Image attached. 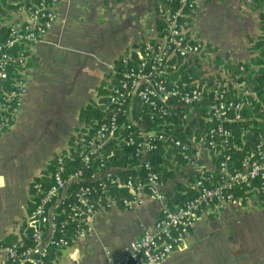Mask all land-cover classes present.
I'll return each mask as SVG.
<instances>
[{
	"label": "built area",
	"instance_id": "2783aa9c",
	"mask_svg": "<svg viewBox=\"0 0 264 264\" xmlns=\"http://www.w3.org/2000/svg\"><path fill=\"white\" fill-rule=\"evenodd\" d=\"M200 1L155 0L162 28L156 27L152 38L119 58L105 84L106 118L86 136H79L80 158L88 172L84 167L67 171L69 153L59 154L49 174L33 181L28 216L31 242L0 244L9 262L49 264L50 248L68 247L74 239L90 234L101 211L114 206L131 210L151 196L160 202L155 229L145 231L124 253L106 252L107 264H156L184 242L213 203L242 204L246 194L264 201V128L248 146L252 125L240 131L236 126L250 119L264 123V94L254 81L264 64L240 62L222 71L215 66L211 46L194 27ZM250 1L264 9V0ZM59 2L0 0V81L9 78L14 66H19L22 76L0 102V133L13 124L21 107L30 49L47 35ZM185 65L193 70L190 80L182 77ZM144 113L157 126L149 124ZM174 125L183 137L175 133ZM115 144L132 149L139 163L129 166L136 169L143 164L144 176L130 174L122 181L117 166H107V148ZM161 149L171 152L170 162L190 168L191 193L181 203L164 191L163 175L152 164L151 154ZM240 149L244 155L238 158L234 152ZM92 167L99 170L89 171ZM117 184L130 194H120Z\"/></svg>",
	"mask_w": 264,
	"mask_h": 264
},
{
	"label": "crops",
	"instance_id": "0c3cea01",
	"mask_svg": "<svg viewBox=\"0 0 264 264\" xmlns=\"http://www.w3.org/2000/svg\"><path fill=\"white\" fill-rule=\"evenodd\" d=\"M263 15L261 4L250 0H201L194 27L211 46L209 58L221 71L240 62L257 66L253 44L263 32ZM157 18L155 0H60L55 22L30 49L21 107L0 133V242L10 234L22 243L28 237L33 181L47 174L57 155L69 153L73 137L84 134L81 108L102 105L119 58L152 38ZM228 20L243 25L234 48L221 35V24ZM171 164L173 173L162 174V188L178 200V192L189 194L192 175L189 167ZM159 211L160 202L151 196L131 210H103L90 234L68 247H51L48 262L107 264L106 251L126 252L145 231L155 229ZM7 262L0 248V264ZM156 264H264V201L246 194L242 204L213 203L184 242Z\"/></svg>",
	"mask_w": 264,
	"mask_h": 264
},
{
	"label": "trees",
	"instance_id": "16d2710c",
	"mask_svg": "<svg viewBox=\"0 0 264 264\" xmlns=\"http://www.w3.org/2000/svg\"><path fill=\"white\" fill-rule=\"evenodd\" d=\"M3 1L7 2L8 0H3ZM162 25H163L162 20L160 18H157L156 27L160 30L162 28ZM262 30H263L262 34L255 41V44H253L254 50H257V52H259V56L257 54V60L259 61V64H264V15L262 18ZM179 71L174 72V76H177ZM192 71L193 70L189 66L185 65L181 71L182 77L184 79L190 80L191 76L194 75V74H190V72H192ZM21 77L22 76H21V73L19 72V66H14L11 69V73H10L9 78L0 81V102H2L5 92L7 90H12L15 87L14 82L17 80V78H21ZM254 81L257 83L256 88H258L260 90L259 91L260 94L261 95L264 94V88L263 89L261 88L264 85V66H260V68L257 72V76L254 78ZM206 98H208V96H206ZM102 99L104 102L106 99V96H104ZM103 102H102V105L88 104V105L81 108V111H80L81 120L86 122L84 129H82V131H81V133H84L83 135L91 132L98 125V123H100L103 119L106 118L107 111L103 106ZM205 103H207V101ZM0 113H3V112L0 111ZM147 115L148 114L144 113L145 120L149 124L157 126V124H158L157 121H151ZM261 117L264 118V112L262 113ZM178 121L179 120H176V123H178ZM198 124L203 125V122L199 121ZM250 124L252 125V129L247 135L248 136V139H247V145L248 146L253 145V142L255 141V139L257 137L258 130L264 128L263 121L256 120V119H250L249 122H238V124L236 126H237L238 131H240L243 126H247ZM172 128H176L175 125ZM175 133L178 136H181V137L184 136L183 135L184 133L180 130V127H177L175 129ZM236 140L238 143H240V141H241L240 135L236 136ZM70 145H71V147L69 150V156L65 157V166L67 167V171H71V170H73L75 168H79V167L83 168L84 163L80 158V151L82 149V140L80 138L75 139L73 137ZM107 151H108L107 166L113 165V166L119 167L116 169V174L121 178L122 181L125 180L130 174H134V175L140 174L142 176L145 175L146 171H145L143 164H140V166L136 169L129 167V165L132 163H137V164L139 163V161L137 160V157L134 156L133 151L129 146L124 145V144H117V145L115 144L114 146L113 145L109 146L107 148ZM64 153H67V151H64ZM165 154L166 153L164 152V150L161 149V150L156 151L153 154H151L150 157H151L152 164L156 170H158L161 174L165 173V174L170 175L173 173V171L171 170L172 164L169 161L171 152H168L166 154V156H164ZM234 155L239 158L242 155H244V152L241 149L236 150L234 152ZM177 157H179L177 159H179V161H181V159H182L181 156H177ZM53 168H54V162L49 164L46 173L49 174V172ZM84 170L86 172H88V169H85V167H84ZM97 170H99V168L92 167L91 170H89V171H97ZM115 187H116V190L120 194H130L129 190L125 186H123L122 184H117ZM190 191H189V194L188 193L183 194L181 191L178 192L176 195L178 198L177 201L180 203L183 202L187 197L190 196V193H191ZM29 235L23 241V245L31 242V238L29 237ZM14 242H20V240H18L17 237L14 236L13 234H10V235H8L6 241L0 242V243L1 244H12ZM5 264H17V263L7 262ZM18 264H20V263H18ZM24 264H31V263L27 261Z\"/></svg>",
	"mask_w": 264,
	"mask_h": 264
},
{
	"label": "rangeland",
	"instance_id": "374dc122",
	"mask_svg": "<svg viewBox=\"0 0 264 264\" xmlns=\"http://www.w3.org/2000/svg\"><path fill=\"white\" fill-rule=\"evenodd\" d=\"M220 30L222 37L227 38L226 44L231 48H234L233 45L237 47V44H239L240 40L235 39L239 37L240 34H243L242 23L237 20H228L226 23L221 24Z\"/></svg>",
	"mask_w": 264,
	"mask_h": 264
}]
</instances>
